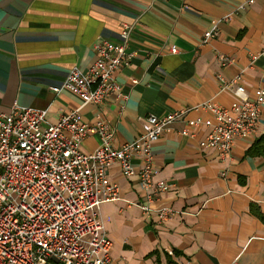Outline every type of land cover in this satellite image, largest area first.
I'll use <instances>...</instances> for the list:
<instances>
[{"label":"crops","instance_id":"0c3cea01","mask_svg":"<svg viewBox=\"0 0 264 264\" xmlns=\"http://www.w3.org/2000/svg\"><path fill=\"white\" fill-rule=\"evenodd\" d=\"M243 2L0 0V112L15 104L40 108L52 124L78 108L80 98L52 87L73 69L88 70L94 44L119 43L124 23L134 26L133 57L116 77L125 98L112 94L103 106L82 105L83 119L103 117L119 147L147 130V117L192 109L151 148L157 178L172 184L151 206L184 214L158 223L137 207L147 202L138 178L124 177L118 165L109 171L120 199L103 203L100 212L122 264H264V221L252 211L264 214V104L254 136L237 139L226 156L201 144L215 122L200 106L235 100L233 91H219V76L240 74L249 98L264 85V0L241 8ZM207 31L214 37L206 39ZM196 117L205 124L191 127L187 121ZM183 128L192 133L180 135ZM99 144L89 135L81 151Z\"/></svg>","mask_w":264,"mask_h":264},{"label":"built area","instance_id":"2783aa9c","mask_svg":"<svg viewBox=\"0 0 264 264\" xmlns=\"http://www.w3.org/2000/svg\"><path fill=\"white\" fill-rule=\"evenodd\" d=\"M254 1L244 0L241 8ZM122 25L119 43L94 44L96 58L88 70L73 69L62 85L52 87L80 98L78 108L52 124L40 108L15 104L9 113L0 112V264H122L112 255L113 241L100 212L103 203L120 199L119 184L109 179L114 165L124 177L138 178L147 202L137 207L155 214L158 223L184 214L171 206H151L172 187L157 178L151 148L192 109L147 117V130L119 147L113 144L114 128L103 117L88 123L80 112L88 103L103 106L112 94L125 98L116 77L133 57L128 42L134 26ZM214 35L211 31L204 34L206 39ZM171 52L177 49L172 47ZM219 79V91H233L235 100L224 107L211 101L200 106L212 113L215 122L201 144L226 156L237 139L254 136L264 104V85L249 98L240 74L232 80ZM187 123L193 128L205 124L200 117ZM178 133L192 132L183 128ZM89 135H97L100 144L84 153L81 146ZM134 158L140 160L138 168ZM230 264L239 263L234 259Z\"/></svg>","mask_w":264,"mask_h":264},{"label":"trees","instance_id":"16d2710c","mask_svg":"<svg viewBox=\"0 0 264 264\" xmlns=\"http://www.w3.org/2000/svg\"><path fill=\"white\" fill-rule=\"evenodd\" d=\"M264 142V138H260L259 142ZM253 213L258 216L262 221H264V214H262L260 211L256 210L254 207H252Z\"/></svg>","mask_w":264,"mask_h":264}]
</instances>
